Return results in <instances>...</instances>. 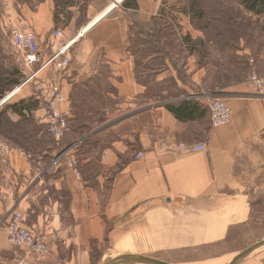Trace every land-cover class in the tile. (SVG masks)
Here are the masks:
<instances>
[{"label":"crops","instance_id":"crops-1","mask_svg":"<svg viewBox=\"0 0 264 264\" xmlns=\"http://www.w3.org/2000/svg\"><path fill=\"white\" fill-rule=\"evenodd\" d=\"M1 1L8 6L5 26L34 31L43 57L74 40L72 64L61 77L73 117L61 144L78 158L81 176L65 157L53 164L62 146L46 132L42 108L34 109L21 142L0 137V264H102L125 255L184 264L182 256H199L258 225L250 192L258 185L253 175L241 177L237 156L264 133V96L234 86L237 95L226 97L230 122L212 126L205 68L183 43L189 34L204 38L189 24L188 0H39L34 7ZM216 1L264 20L243 0ZM56 28L64 30L60 41L52 35ZM168 81L179 93L158 92L156 85ZM184 100L198 105L193 119L181 120L165 106ZM164 144L171 149L163 151ZM196 144L205 149L177 147ZM138 152L143 158H135ZM15 210L49 244L47 256L11 245L6 225ZM237 255L187 262L231 264ZM237 264H264V244Z\"/></svg>","mask_w":264,"mask_h":264},{"label":"rangeland","instance_id":"rangeland-1","mask_svg":"<svg viewBox=\"0 0 264 264\" xmlns=\"http://www.w3.org/2000/svg\"><path fill=\"white\" fill-rule=\"evenodd\" d=\"M26 1L32 7L39 2V0ZM57 2H66V0H57ZM227 4L226 1L188 0L187 5L185 7L183 5L189 14L190 26L204 31L203 39L193 38L189 34L183 43L189 53L195 56L197 63L205 68L204 89L206 92L210 96L224 98L237 95L230 92V90H234V86L237 89L250 87L248 81L251 58L260 59V66L264 68V20L262 21L261 17L251 16L238 5L226 6ZM6 11L3 1L0 0V137L8 136L21 142L22 137L28 136L27 123L35 119L33 111L36 110V107L40 109L41 105L32 96V84H26L16 95L8 101L2 102L17 86L24 83L28 73V69L19 59V55L9 39L8 28L10 25L7 28L4 24ZM168 20L176 25L178 19L175 14L171 13ZM217 28H219V33L216 32ZM175 36H173L174 40L171 41V45L175 51H179V45L176 44L177 36ZM156 89L158 92L164 89L178 93L180 91L176 90L175 83L172 81L158 83ZM23 101L25 103H21ZM35 102L37 106L32 107L31 104H36ZM24 104H28L33 110L20 115L16 108L22 109ZM128 115L132 117L134 114ZM128 120L133 121L132 118ZM15 122H18V125H15ZM45 126L48 133L47 124ZM134 126L129 125V127ZM237 159L241 177L244 179L247 174L253 175L255 183L258 185V187L252 185L250 191L252 213L258 225L236 240L203 248L199 251V256L197 253L191 256H182L186 262L184 264H193L194 262H187L190 259H207L219 253L230 255V253L237 252L239 254L246 248L264 240V133L248 140L239 150ZM119 257L121 256L108 257L102 264H110ZM118 264L142 263L128 260Z\"/></svg>","mask_w":264,"mask_h":264},{"label":"built area","instance_id":"built-area-1","mask_svg":"<svg viewBox=\"0 0 264 264\" xmlns=\"http://www.w3.org/2000/svg\"><path fill=\"white\" fill-rule=\"evenodd\" d=\"M3 5L7 10V4L3 3ZM4 18H6V13ZM8 29L11 44L17 51L23 65L28 69V73L26 74L24 83L17 86L2 102L8 101L21 91L26 84H32V96L44 110L48 134L56 143L61 144L70 128V121L73 117V112L67 105L69 100L64 93L61 77L72 64L70 48L74 40L61 42L62 44L55 48L51 55L43 57L39 38L34 31L21 29L17 25H12ZM52 35L54 40L60 41L64 37V30L56 28ZM250 64L251 69L249 71L248 83L255 95L264 96V77L259 71L256 59L251 58ZM46 69H53L57 74L56 77H42L41 72ZM207 96L209 97L208 109L212 126L220 127L227 125L231 120L232 113L227 99L210 96V94H207ZM62 106L64 107L62 108ZM61 146V151L53 160V164H60L61 158L65 157L67 165L77 177H80L78 158L68 153L69 148L62 144ZM177 147L184 152L205 149L203 144L178 145ZM170 149L171 146L169 144L162 145L163 151ZM135 158H143V152L136 153ZM6 227L9 242L14 248L24 249L38 257H45L50 253V246L42 235L26 226L25 216L21 211L15 210L11 214Z\"/></svg>","mask_w":264,"mask_h":264},{"label":"trees","instance_id":"trees-1","mask_svg":"<svg viewBox=\"0 0 264 264\" xmlns=\"http://www.w3.org/2000/svg\"><path fill=\"white\" fill-rule=\"evenodd\" d=\"M242 3L245 5L246 8L254 11L256 14L258 15L264 14V0H243ZM21 103H25V102L23 101ZM31 105L32 107H34L37 106V103ZM165 106L168 110L174 113V115L177 118H180L181 120H190L193 119L195 115L194 113L196 112L198 105L197 103L194 104L192 101L184 100L178 103H168ZM30 110H32V108L29 107L28 104H24L22 109L16 108V111H18L20 115H23L25 111H30Z\"/></svg>","mask_w":264,"mask_h":264},{"label":"water","instance_id":"water-1","mask_svg":"<svg viewBox=\"0 0 264 264\" xmlns=\"http://www.w3.org/2000/svg\"><path fill=\"white\" fill-rule=\"evenodd\" d=\"M264 244V240L246 248L245 250H243L242 252H240L231 262V264H237L240 260H242L245 256H247L248 254H250L251 252H253L254 250H256L257 248H259L260 246H262ZM128 260H132V261H136L139 263H144V264H169L163 260H159L157 258H153V257H148V256H136V255H125V256H121L118 259H116L115 261H113L110 264H118L121 262H125Z\"/></svg>","mask_w":264,"mask_h":264},{"label":"bare ground","instance_id":"bare-ground-1","mask_svg":"<svg viewBox=\"0 0 264 264\" xmlns=\"http://www.w3.org/2000/svg\"><path fill=\"white\" fill-rule=\"evenodd\" d=\"M10 94V93H9Z\"/></svg>","mask_w":264,"mask_h":264}]
</instances>
